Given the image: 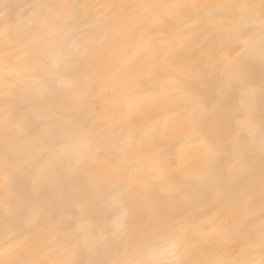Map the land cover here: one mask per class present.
Here are the masks:
<instances>
[{"label":"clouds","instance_id":"obj_1","mask_svg":"<svg viewBox=\"0 0 264 264\" xmlns=\"http://www.w3.org/2000/svg\"><path fill=\"white\" fill-rule=\"evenodd\" d=\"M0 264H264V0H0Z\"/></svg>","mask_w":264,"mask_h":264}]
</instances>
